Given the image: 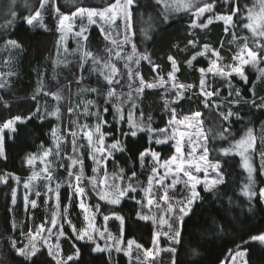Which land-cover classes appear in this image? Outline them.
Returning <instances> with one entry per match:
<instances>
[{
  "label": "trees",
  "instance_id": "16d2710c",
  "mask_svg": "<svg viewBox=\"0 0 264 264\" xmlns=\"http://www.w3.org/2000/svg\"><path fill=\"white\" fill-rule=\"evenodd\" d=\"M61 13L70 14L75 11L77 6L100 7L107 6L109 0H55ZM249 0H238V6L244 9ZM40 0H28L27 5L24 0L15 10L18 17L11 26L0 27V44H5L7 40H17L22 49H12L15 52L14 58L10 62L16 67L15 75L5 83V87L0 88V123L14 117L30 116L37 105L47 102V108L52 110L54 99L44 95L49 91H55L60 87H72V101L65 102L62 109L63 130L66 126L73 129L75 114L67 112V108L72 105L75 107V92L84 86H94L98 89L97 99L99 108L108 106V112L104 113V120L109 123L104 126V133H114L117 139H121V130L127 131L128 125L125 121L118 123L113 119L115 108L111 105L116 103L115 98L105 104L106 91L109 87L115 86L119 93L128 88L129 79L126 75L127 69L124 68L125 62L119 60L121 76L120 84L107 86V82L98 74L90 71V66H83L81 61H72L68 67L62 68L59 79L52 78L49 61L56 54L57 19L52 12L46 14L45 29L28 26L20 17H27L35 8L38 7ZM250 2L249 7L253 5ZM29 7V8H27ZM47 10L50 9L47 7ZM52 11L53 8H51ZM219 11L221 9L219 8ZM224 11L228 12V8ZM163 4L157 6L156 0H136L132 8V27L135 32L134 43L137 53L148 54L153 64L160 67L156 70L160 76L167 78V73L171 70L168 56H173L179 64L177 78L179 82L198 85L201 78L199 68H207L210 64L208 58L203 55L193 61L192 66L184 62L194 54L195 51H202V45L209 43L213 48H219L221 42L228 39L229 33L224 31L222 23L213 24L212 28L206 30L193 29L190 27L191 17L189 12H168V19L164 17ZM236 18V17H235ZM11 19V18H8ZM6 20H0V25H5ZM237 35H247L248 30L237 27ZM199 39L196 49L185 45L189 39H193V34ZM264 42V41H262ZM89 48L95 55L104 57V38L97 26L90 29L88 36ZM179 45V49L174 47ZM5 65L0 59V66ZM46 68L47 76L43 77L42 72ZM138 70L147 82L156 79V72L148 61L141 60ZM44 74V73H43ZM44 74V75H45ZM83 76V81L79 77ZM249 78L248 83L241 84V103L233 105V112L239 113L231 116L230 124L222 120L220 112H226L228 106L221 98H215L219 107L210 106L205 108L198 100H189L188 97L180 101L179 105H167L164 94L160 89H147L144 94L137 99L140 104L137 112L143 113V119L147 122V117H151V127L153 129L168 128V121L172 118L170 108L174 106L177 114H192L200 111L204 119V125L209 139L208 148L210 157L219 160L223 165L221 169L225 175V183L219 185L213 192L200 190L201 200L193 206L192 212L185 217L183 222L181 244L178 248V264H224L230 255L231 249L241 243L242 238L247 239L248 233L255 234L257 231L264 230V201L253 200L251 203L243 195L241 189L247 181V171L243 168V158L235 151L224 156L219 149L228 148L233 143V138L240 139L247 128H257L264 122V109L253 107L249 102L254 98L257 104L261 103L264 97V82L255 84V77ZM43 82V92H38ZM255 85L253 94L252 86ZM118 93V94H119ZM36 96L33 100L32 97ZM220 96L227 98V89L220 92ZM235 99L228 96V100ZM7 104V106H6ZM140 116V115H139ZM18 134L6 132L5 134V154L6 159L0 158V175L4 173L15 174L21 179L28 177L31 173L27 165L26 156L35 153L53 144L52 130L56 127V121L48 116L44 119L33 117L27 124H17ZM224 128H230V133L225 135L227 139H221L219 132ZM155 135V134H154ZM108 143L112 144L111 135H106ZM151 134L147 132L138 133L137 137H126L124 143L126 151H116L109 159L108 166L112 171L123 169L125 180L135 179L140 186L145 187L151 174V165H145L138 158V152L146 148H152L161 154L162 158H170L174 152V146L170 144H156L150 141ZM85 163L89 168L87 151L85 153ZM253 163L257 168L256 181L257 187H264V174L260 169V163L256 154L253 155ZM136 176L132 177V172ZM15 181L10 178L7 183L0 184V264H22V260L15 254V249L10 247L12 237L23 232H28L33 224L44 220V212L37 208L34 210L35 217L32 219L30 211L24 212V202L18 199L16 204L12 203V191ZM69 189H64L62 198L63 204L68 201ZM135 199L128 197L123 199L118 205H113L100 201L99 220L104 215L113 213L125 216L124 236L126 239H135L144 248L150 249L153 246V237L156 226L152 221H138L136 212L141 211V205L137 201L143 199L141 190L131 193ZM42 197V196H41ZM144 200V199H143ZM44 202V198L40 199ZM70 215L81 226V210L76 200H73L70 208ZM138 221V222H137ZM17 222V223H16ZM19 227H18V226ZM114 225V224H113ZM218 226H223V231L218 230ZM67 236H73L68 230ZM81 247L83 264H130L125 254L115 252L109 254L89 253L88 248L92 247L91 242L75 241L63 239V249L65 253H70L72 245ZM196 250L193 254L192 250ZM250 253L249 264H264V245L253 244L248 248ZM111 255V259H109Z\"/></svg>",
  "mask_w": 264,
  "mask_h": 264
},
{
  "label": "snow or ice",
  "instance_id": "6c2138e0",
  "mask_svg": "<svg viewBox=\"0 0 264 264\" xmlns=\"http://www.w3.org/2000/svg\"><path fill=\"white\" fill-rule=\"evenodd\" d=\"M12 5L16 4V0H11ZM28 0H25L27 5ZM49 3L52 4L54 11L58 14V30L64 34L61 36L63 41L67 32H72V25L69 23L66 25V22L80 18L81 20L87 19L88 24H97L98 21L101 23V31L104 32V26L108 25L114 27L118 19L124 21V33L122 38L120 33H117V38H114L111 32L105 33V39L110 40V43L113 47L106 48V52L109 54L108 59L105 61L100 60L99 58L93 56L89 51L84 50L83 56L84 61L81 63L80 68L83 70L84 63L87 62L88 58L92 59L93 65L99 67H94L92 71H99L100 75L103 76L104 80L107 82V86L113 84L119 85L120 79L118 76H121L120 69L112 62V56L119 59L125 60L124 68L127 69V77L129 79L128 87L130 91L126 94V100L120 101V94L116 92L115 87H109L105 97V104L107 105L109 101L115 98L116 103L111 105L115 108L113 114L114 120L125 121L128 124V130H121V139H117L114 133H104L102 129L109 122L104 120L102 113L108 112V106L103 107L102 109L96 104L95 100H84L81 103H76L75 107L69 106L67 112L71 114H76L77 109H80L83 106V114L85 116H95L97 123L92 126H89L87 123L78 125L80 132L84 134V137L87 141V146L91 147L92 152L90 153L91 158L93 159L96 167L92 169L93 175L91 177H84L83 170V153L79 151L80 148L85 147L84 144L77 143V133L72 132L73 137L72 151L76 153V156H69L68 159L71 161L69 168H75L79 166L78 171L73 172L68 171L70 177L69 184L74 187V192L80 197L79 207L88 213L95 209L96 212L100 211V205H87L86 197L87 193L83 187L80 186L82 179L86 178L92 185V191L100 198V200L107 203L118 205L121 203L122 198L128 197L129 199H135L134 196H130L129 193H135L137 187L133 184L131 177H129L127 183L123 187L119 184H108L109 174L105 171L104 177L97 182V173L100 171V165L104 164L106 167L107 159L113 157V152L105 148V138L106 135H111L113 143L111 144L112 150L126 151L127 146L124 143L126 137H137L140 132L153 133L154 136L150 137V141L156 144H166L169 140H175V152L168 160H165L163 167L165 168V175L160 176L158 167L154 166L151 169L152 175L148 178V187L143 189L147 195L151 194L152 181L156 179V183L163 185V181L167 178L168 174L173 175V180L171 184L168 185V188H175L178 183H183L184 189L186 190V195L179 201H176V206H173L171 202L168 203L167 209V218L161 217L157 219L155 214H145L143 208L145 206V201L143 199L137 201L141 205V211L135 213L138 217V221H149L158 224L160 226L166 225L167 231H155L153 237V246L156 248L154 253L150 249H144V246L138 244L135 239L125 240L123 236V231L125 227V216L118 215L113 213L116 220L120 222L118 230L121 235L119 237H113L110 233L107 236V240H114L113 244L105 243L104 246H101L96 239V234L98 233L99 237L104 238L105 232L99 231L95 228L94 223L90 220L88 224L81 228L77 229L74 225L71 224V220H66L65 222L69 224L72 228V232L75 233V236H67L63 231V223L61 220H64L63 213L59 210V192H55V199L57 202V210L54 211L50 218V227L45 228V224H40L37 226L35 231L29 230L24 235L27 237L26 243H19L16 240H12L10 247L15 249V254L21 258L22 264H83V257L81 252V247L72 245L71 252L65 253L59 241L55 244L50 243V237L52 236V229L57 228L59 236L65 237V239L75 240V241H85L91 242L92 247L88 248L89 253H104L107 252L111 254L113 250L116 252L125 251L129 257H132V249L135 246L137 249H143L145 260L149 257L155 259V255L159 251H166L170 254L169 264H178V248L176 245L181 244V234L183 228V222L186 216H188L193 209V206L198 200H201L200 191L198 186L203 185V190L205 192H213L218 189L219 185L225 183L224 172L221 171L223 165L219 160L216 163H210L208 161L209 148L208 137L204 134L202 124L203 121L200 120L202 113L200 111H195L192 115L185 116L183 120H176V108H170L172 119L168 121V124L172 126L171 132L168 128L163 129H153L151 127V117H147V122L143 119V113H141V118L136 119L133 116L132 112L128 113L127 119L124 115L123 103L132 101L131 108L135 109L136 99H138L144 92L145 88L148 89H157L164 88L166 92L174 90V102L179 105L180 101L184 100L185 92L193 88H198V92L194 93L195 100L200 101L205 108L210 106V99L213 96H219V91H212L211 86L206 81L207 74H212V76H221L231 78L233 73L238 75L241 78V81L248 83V76L245 74V66L258 67L262 62H264V0H256L251 7L248 5L244 6L242 10L238 6V0H156L157 6L163 4L165 12L164 19H168V12L173 10H182L190 13L191 24L190 27L193 29L206 30L210 25L215 21H222L224 24V31L227 33L231 30L233 41L238 43V48L236 53L231 57L232 63L226 65L218 64V61L222 60L220 51L217 48H212L209 43H204L202 51H195L189 59L184 63L188 66H192L193 61L199 56L207 55L211 53L216 59H213L210 65L205 69L203 67L199 68L201 78L199 79L198 85L194 84H185L178 81L177 72H179V64L173 56H168L167 59L170 62L171 70L167 73V79L164 76H160L156 70L160 67L159 65L153 64L150 56L148 54H139V58L134 60V56L137 53L136 45L132 41V37L135 36V32L131 31L132 28V8L136 4V0H109L107 6L100 7H82L77 6L75 11L71 12V15L61 13L60 8L55 6V0H40L39 5L35 8L34 12L27 17H20L24 22L31 27H35L37 24L43 27L42 21V11L46 5ZM227 6L228 12H224V8ZM219 7L221 12L217 13L215 9ZM209 15L201 22V18L205 17V14ZM8 15L11 16V19H6L5 25H0V27L11 26L18 17V13L14 9H10ZM237 19L234 20L233 18ZM246 21V22H245ZM240 27L248 30L251 34V39L249 36H244L243 38L238 37L236 34V28ZM87 27H81L79 31H75L74 35L76 37L82 38L83 41H87L88 37L86 35ZM243 40V43L240 44L239 41ZM131 43L132 54L127 56H121L123 51V45ZM231 43V41H230ZM199 44V39L193 34V39H189L185 45L187 50L189 47L196 49ZM251 44V46H250ZM179 49V45H174ZM221 47L223 44L221 43ZM22 49L21 45L17 40H7L5 42V49ZM65 50H67L65 48ZM81 50L78 47V51ZM136 65H139L141 60L148 61L152 65V69L156 72L155 82H147L139 70H134L130 67L129 62H132ZM58 63H63V61L58 60ZM227 69V70H225ZM14 75L13 72L9 71L8 73L0 72V77ZM135 77V78H134ZM258 79H264V68L259 69ZM83 76L79 77L80 81H83ZM138 83V87L133 89V84ZM165 85H168L165 88ZM5 87V84L0 83V88ZM253 94L255 93V85L252 86ZM38 92H43V84L38 89ZM98 93L96 88H79L78 94L83 93ZM133 92L136 93V98L133 97ZM46 96H51L57 102L55 107L52 110H49L46 106L41 107L40 105L36 106L35 111L27 117L14 116L4 122L0 123V158L6 159L5 154V130H8L12 133L18 134L17 124H27L33 117L37 119H44L45 115L60 118L61 108L59 102L65 99L62 91L57 89L56 91H49L44 93ZM241 90L239 88L235 89V99L229 101V104H240L241 103ZM229 96H232V93H229ZM33 100L36 99V96L32 97ZM189 100H192L193 97H188ZM264 101V97L261 98ZM253 107L264 109V102L257 104L256 99L252 98L249 101ZM171 103V102H169ZM212 106L219 107L216 101H211ZM7 106V104H6ZM168 106V105H166ZM95 107L96 111H92V108ZM219 115L222 117L223 121H228L231 116H237L239 118V113H234L231 110V107H228L226 112H220ZM195 121V123H192ZM188 123V128L199 129L195 133H189L184 131H179L176 127L177 124ZM179 131V137L177 138V132ZM230 133V128H224L219 132V137L221 139H227L225 135ZM53 137H57V132L55 129L52 130ZM96 137L95 141L93 137ZM187 137V140L190 144L191 150L185 157L182 146L184 138ZM256 136L252 128H247L246 132L240 137V139L233 138V143L228 148L219 149V151L227 156L231 152H237L243 158V168L247 171V181L244 183L241 192L244 196L248 198V201L251 203L254 199L257 201L264 200V187H257L256 181V172L257 168L253 163L252 153L256 152ZM197 148L200 149V155L198 158L195 153ZM53 154V149L47 148L43 149L42 155H37V153H29L26 156V162L29 165H34L35 161L39 158L42 162H45V167L42 169L44 174V179L51 181L52 176L50 172L51 161H47V158ZM55 154L59 156L60 154V140L57 138ZM260 155V169L264 170V150L259 152ZM151 156L153 161L159 166V156L160 153L154 151L152 148H146L138 152L139 160L143 161L146 157ZM102 157L103 159H100ZM199 161V162H197ZM64 165L61 164L60 167ZM174 166V167H173ZM213 169L214 175L209 177L208 168ZM121 173L123 169L119 170ZM203 172L204 176L201 178L198 174ZM195 173V174H194ZM180 174H183L186 179L181 181L179 179ZM11 175L18 183L20 182V177L15 176V174L4 173L0 175V183H7L8 177ZM40 176V173L36 171L32 172V175L28 177L27 181L24 182V188L30 190V185L33 181L37 180ZM136 176V172H132V177ZM120 179L123 180V176H120ZM103 185V187H101ZM49 192L52 191L50 185H46ZM59 185H57V189ZM111 189V191H109ZM36 195L39 196V191L36 192ZM25 201V206L28 204L32 208L37 207L36 201H29V197L26 191V194L23 196ZM162 200L169 201V196L167 194V188L165 189ZM12 203H16V191H12ZM71 200L69 199L70 206ZM147 206L149 207V212H151V206L153 204V199L149 198L146 201ZM159 208V205H156ZM85 219L88 220V216H85ZM94 219V216H93ZM110 219L108 215L104 216L105 223ZM137 221V222H138ZM219 231H223V226H218ZM47 233V235H45ZM161 236L167 237V240L171 243L166 249H160L158 247ZM259 243L264 245V230L257 231L255 234L249 232L248 238L245 240L242 238L241 243L237 244L234 249L229 250L230 255L227 257V260L230 264H249V251L248 248L253 244ZM193 254H196V250H192ZM111 259V255H109ZM137 261V264H144L139 255L133 258ZM131 264V261H130Z\"/></svg>",
  "mask_w": 264,
  "mask_h": 264
},
{
  "label": "rangeland",
  "instance_id": "374dc122",
  "mask_svg": "<svg viewBox=\"0 0 264 264\" xmlns=\"http://www.w3.org/2000/svg\"><path fill=\"white\" fill-rule=\"evenodd\" d=\"M251 1L252 0L247 1V5L248 6L250 5ZM169 2H170V0H169ZM254 3H256V0H254L253 4ZM20 4H21V0H16V4L15 5H12L11 0H0V20H6L8 18H11V16L8 15L9 10L10 9L16 10L19 7ZM24 4H25V0H24ZM55 4H56V1H55ZM55 6L57 7V5H55ZM47 7L50 9V11L47 10ZM27 8H29V7H27ZM51 8H53V6H52L51 3H49L48 5L45 6V8L43 10H41L42 11L43 27L39 26V24H37L35 27L45 29V26H46V14L48 12H52L53 13L52 15H54V17H56V19H57L56 54L49 61V65H50L51 68H50V72H48V74H50L52 78L59 79L61 73L63 72L62 68L68 67V65L71 64L72 61L79 60L82 63L84 61V59H85L84 56H83V51L84 50L91 52L93 54V56L99 58L102 61L107 60L109 54L106 52V48L113 47V46L111 45L110 40L105 39V33L111 32V34H112V36L114 38H117V33H120V37L119 38H122V36H123V33H124V21L123 20L118 19L116 21V25L114 27H110L108 25H105L104 26V32H102L100 30L101 29V23L99 21H98L97 24L90 25V24H88L86 18L83 19V20H81L80 18H76L74 20H70V21L66 22V25L69 24V23L72 25L73 31L72 32H67V34L65 35L64 40L62 41L61 40V36L64 35V34H62L58 30V14L55 11H52ZM225 9H227V6L224 8V10ZM53 10H54V8H53ZM215 11L217 13L221 12V11H219V7H217L215 9ZM33 12L34 11H32L31 13H33ZM174 12H184V11H182V10H174ZM224 12H226V11H224ZM68 15H71V13L68 14ZM208 15L209 14L206 13L205 17L201 18V22H203V20ZM233 19L236 20L237 18L234 17ZM217 22L223 24L222 21H215L213 24H215ZM213 24L210 25L208 28L211 29ZM93 26H97L99 28V30L101 31L102 36L104 38V46H103L104 51H105V53H104L105 56L104 57L95 55L93 53V51L89 48L88 39L85 42V41L82 40V38L76 37L74 35V32L75 31H79L81 27H87L86 35L88 37L90 29ZM223 26H224V24H223ZM131 31H133V27L131 28ZM227 33H229L228 39H224L225 41L221 42L223 44V47H221V44H220V47L217 48V49H219L220 55L222 57V60L218 61V64H220L221 66L232 63L231 57L236 53L237 48H238V43L236 41H233L231 30L229 32H227ZM236 34H237V32H236ZM249 35L251 36L250 33H249ZM237 36L243 38L244 36H247V35H237ZM132 41L134 42V37H132ZM230 41H231V43H230ZM239 43L242 44L243 40L241 39L239 41ZM250 46H251V44H250ZM78 47L81 50L78 51ZM65 48L67 50H65ZM129 54H132L131 43L123 45V51L121 52V56H127ZM14 55H15V52L12 51V48H9V49L6 50L5 49V44H0V59H2L3 62L5 63V65L2 64L0 66V72L8 73L9 71H11L15 75V72H17L16 67L10 62V60L14 58ZM205 56L208 58L210 63H211V61L213 59H216V57H214L211 53H208ZM137 58H139V57L138 56H134V60L137 59ZM58 60L63 61V63H58L57 62ZM119 60H123V59H119V58L115 57L114 55L112 56V62L116 65V67L118 69H120L119 64H118ZM134 60L132 62H129V64H130V67H132L134 70H137L138 66L140 64L136 65L134 63ZM123 61L125 62V60H123ZM84 66H90V71L91 72H94L95 74L100 75L99 71H92V69L94 67H99V66L93 65L91 58L87 59V62L84 63ZM46 68L47 67H45L43 72L41 73L43 77H49V76H47V74H45L46 73ZM260 68H264V62H262L258 67L245 66V74L248 76V80H249L250 77H252V75H254L253 77H255V79H256L255 84H257L258 82H264V79H258L257 78L258 75H259V69ZM225 70H227V69H225ZM14 75L0 77V83L5 84ZM100 76L103 78L102 75H100ZM121 76H123V75L121 74ZM121 76H118L117 78L121 79ZM165 79H167V78H165ZM206 81L211 86V90L212 91H219V96L218 97L217 96H213V97L209 98L210 102L211 101H216L215 98H221V99H223L222 102H224L226 104V106L231 107V110L233 112V107L232 106L235 105V104H229V101H230V100H228L229 93L231 92L232 96H234L235 95V89L239 88L241 90V87H243L241 84L242 83L246 84V83L242 82L241 78L238 75H236L235 73H233V75H232V77L230 79L227 78V77L212 76V74L209 73L206 76ZM151 82H155V80H153ZM42 84H43V82H42ZM185 84H190V83H185ZM194 85H196V84H194ZM111 87H115V86L113 85ZM136 87H138V83H134L133 84V89L136 88ZM167 87H168V85H165V88H167ZM83 88H96V87L89 86V84H88V85L84 86ZM59 89L62 91V94L65 97V99H63V100H61L59 102L60 108H61L60 118L57 119V117L48 116V117L53 118L56 121L55 130L57 132V137H55V138L53 137V144L50 147L43 148V149H47V148L53 149V154L50 155L47 158V161H51L52 162L51 166H50V172H51L52 179H51V181H47V180L44 179V174L42 172V169L45 167L46 161L42 162L38 158L35 161L34 165H29L27 163V165L31 169V173H30L29 176L32 175L33 171H36L37 173H40V176H39V178L37 180L32 182V184L30 185V190H26L24 188V182L27 181L29 176L24 178V179L20 178V182L18 183L11 175H9L8 180L10 178H12L15 181V186H14L13 190L16 191V203L18 202V199H22L23 200V196L26 194V191H27V194H28V197H29V201L35 200L36 204H37V207L32 208L30 204H28L27 207H26L25 206V201L23 200V202H24V212L26 213V212L30 211L29 215H30V217L32 219L35 217V215H34V210L35 209L40 208V210L42 212H44L43 213L44 214V220L42 222H38L37 224H33L30 227V229L35 231L37 226H39L42 223L45 224V228L47 229L48 227H50V218H51L52 213L57 210V202H56V199H55V192L58 191L59 192V210H60L61 213H63V216H64V220H61L60 222L63 223V231H64V233L66 235H67V232L69 230V231H71L72 235L75 236V233L72 232V228L69 226L68 223L65 222L66 220H71V224L74 225L77 229H81V228L85 227L88 224V222L91 220L94 223L96 229H98L99 231H104L105 232V237L104 238L99 237L98 233L96 234L97 242L101 246H104L105 243L113 244L115 241L114 240H107V236H108L109 233L113 237H119L121 235L120 231L118 230V226H119L120 222L115 219L113 214L108 215L110 217V219L106 223L104 221V216L105 215L103 216L102 220H99L100 211L96 212L95 209H92V211H90L88 213H85V211L82 210L79 207L80 197L74 192V187L69 184L70 177L68 175V171L71 170L73 172H76V171H78V168H79V166H77L75 168H71V169L69 168V166L71 164V161L68 159V157L77 155L76 153H74L72 151V143H71V141L73 139V137L71 135L72 132H76L77 133V143H78V145L79 144H84L85 145V147L79 149V151L81 153H83L82 159H83L84 177H91L93 175L92 169L94 167H96V164L94 163V161H93V159L91 158V155H90V153L92 152V149H91V147L87 146V141H86V139L84 137V134L79 131L78 125H82L84 123H87L89 126H92L95 123H97V119H96L95 116H85L83 114V106H82L80 109H77V111H76V114H75L76 120L74 119V121H73L74 122L73 129L72 128L69 129V127L66 126L65 130H63L62 129L63 128V125H62V123H63L62 109H63V107L65 105L66 100L67 101L69 100V102L72 101V87L68 85V87H66V86L65 87H60ZM147 89L148 88H145L144 92ZM157 89H160L161 92L164 94V100H166L167 105L176 104L174 102V99H175L174 90L166 92L164 88H157ZM223 89H227V98L220 96V92ZM107 91H106V93H107ZM129 91H130L129 87L124 92H121V93H119L118 90L116 89V92L120 94V101H125L126 100V94ZM144 92H143V94H144ZM196 92H198V88H193L191 90H188V91L185 92V97L187 98L190 95L195 100V97H194L193 94L196 93ZM75 95H76L75 96L76 97V103H81L82 104V101L91 99V100H95L96 104L99 106L98 99H97V96H96L97 93L88 92V93L78 94V91H76ZM133 97H134V99L136 98V93L135 92H133ZM169 102H171V103H169ZM262 102H264V101L261 100V103ZM56 103L57 102L54 100V107H55ZM131 103H132V101H128L126 103H123V105H122L123 109H124L125 118L127 119L128 113L132 112L134 118L140 119L141 118V112L140 113L137 112V108H138V106L140 104V101H137V99H136L137 107L135 109L131 108ZM40 106L41 107L45 106V102H42L40 104ZM46 106H47V103H46ZM70 106H72V105H70ZM72 107H74V106H72ZM172 108H174V106H172ZM92 111H96V108L93 107ZM191 115L192 114H190V113L189 114H185V115L181 114V113L180 114L176 113V120L177 121H181V120H183V118L185 116H189L190 117ZM45 116H47V115H45ZM102 117L104 119V113H102ZM230 118H229L228 121H226L227 123L229 122V124H230ZM200 120L203 121L202 128H203L204 134L207 135V132H206V129H205V125H204V119H203L202 115L200 117ZM116 121L118 123H122L123 122V121H120L118 119ZM192 123H195V121H192ZM176 127L178 128L179 131H184V132H189V133H195V132H197L199 130L197 128L189 129L187 122L181 123V124H177ZM171 128H172V126L168 124L169 132H171ZM252 129L254 131V135L257 138L256 139V149H257V151L252 153V155L256 154L257 157H258L259 163H260L259 152L261 150H264V122L262 124H260L257 128H252ZM102 131H103V129H102ZM179 131L176 134L177 138L179 137ZM6 132H9V131L5 130V134H6ZM10 133H12V132H10ZM150 134H151V136H154L153 133H150ZM57 138H59V140H60V154H59V156H57L55 154ZM93 139L95 141L96 137L94 136ZM170 143H172V145L174 146V149H175V140H169L166 144H170ZM208 143H209V139H208ZM207 146H208V144H207ZM105 148H107L109 151H112L113 154L116 151H118V150H112L111 149V144L108 143L107 137L105 138ZM43 149H41L40 151L35 152V153H37L38 156L42 155ZM190 150H191L190 144H189V142L187 140V137H185L184 138V142H183V146H182V151H183L185 157H187V154L189 153ZM86 151H87V156H88V159H89V162H90L88 169L86 167L85 157H84L86 155L85 154ZM174 154H176V152H174ZM200 154H201L200 153V149L197 148V151L195 153L196 157L198 158V156ZM111 158L112 157H109L107 159L106 167H105L104 164L100 165V171L97 173V182L98 183L100 182V180L104 177V172L106 171L109 174L108 184H114L115 183V184H119V185H121V187H123L124 184L127 183L128 180H125L124 177H123V180L120 179V176H123V174L119 170L112 171L110 169V166H108V161ZM100 159H103V158L100 157ZM168 159L169 158H162L161 154H160V156H159V166H158L156 164V162L153 161L152 157L148 156L142 161V164L145 165L146 162H148V164L151 165V169L154 166L158 167L160 176H164L166 170H165V168L162 165H163L164 161L168 160ZM208 161L210 163H213V164L216 163V160L211 159L210 151H209V155H208ZM197 162H199V161H197ZM61 164H63L64 166L60 167ZM262 172L264 174V170H262ZM150 175H152V172H151ZM198 175L201 178H203L204 173L201 172ZM208 175H209V177L214 175L213 169L211 167L208 168ZM15 176H17V175H15ZM173 178L174 177H173V175L171 173L168 174L167 178L163 181V185L157 184L156 183V179H153L152 188H151V194L150 195H147L144 192V190H143V189L148 187V182L146 183L145 187H142V186L139 185L138 182L135 181V179L132 180L133 184L137 187V191L141 190V192L143 194V199L145 201V206L143 208V211H144L145 214H149V215L155 214L157 219H160L161 217L167 218V213H166L165 210L167 209L168 203L171 202L173 204V206H176L175 202L181 200L186 195V190L184 189L183 183H178L175 188H168V185L171 184ZM179 179L181 181H183V180L186 179V177L183 174H180ZM0 184H2V183H0ZM46 185H50V187L52 188L51 192H49L47 190ZM57 185H59L58 189H57ZM80 186L83 187L85 189L86 193H87V197H86V204L87 205H96V204L100 205V201H102V200H100V198L96 195V193L94 191H92V185H91V183L89 182L88 179H86V178L82 179ZM101 187H103V185H101ZM65 188L69 189V192H68L69 195H68L67 203L63 204L62 198L64 196L63 192H64ZM166 188H167V194L169 196V201L162 200V196L164 195V192H165ZM201 189H203V185L198 186V190L200 191ZM37 191H39V193H40L39 196L36 195ZM109 191H111V189H109ZM130 194L131 193H129V195ZM41 196L44 198V202L42 204H39L41 202L40 201V199L42 198ZM125 198H127V197L122 198V200L125 199ZM149 198L153 199V204L151 206V212H149V207L146 204V201ZM69 199L71 200V203H72L73 200H76L77 203H78V207L81 210L82 216H81V226L80 227L78 226L76 221L74 219H72V217L70 215L71 203H70V206H68L69 205ZM122 200H121V202H122ZM156 205H159L160 207L157 208ZM100 209H101V206H100ZM86 215L88 216V220L85 219ZM93 216H94V219H93ZM155 226H156V230L155 231H167V226L166 225L160 226L158 224H155ZM25 233H27V232H23L21 234H18L17 236L12 237V239L18 241L19 243H26L27 242V237L24 235ZM52 233L53 234L50 237L49 242L55 244L57 241H59V243L63 247V239L65 237H62V236L58 235L57 228H53L52 229ZM45 235H47V233H45ZM123 236H124V231H123ZM124 239L128 240V239L125 238V236H124ZM170 243L171 242L167 240V237L161 236L158 247L160 249H166L169 246ZM176 247H177V245H176ZM144 249H146V248H144ZM150 250H152L154 253L156 252V248H154V246H152V248H150ZM115 252L116 251L113 250L111 252V254L115 253ZM120 253L125 254L126 257L129 259V262L131 261V264H137V261H135L133 259L137 255H139L141 257V260L144 262V264H169V261H170V254L167 253L166 251H159L155 255V259H152L151 257H149L147 260H145L143 249H137L135 246H133V249H132V257H129L125 251H121ZM224 264H230V262L227 261ZM237 264H238V261H237Z\"/></svg>",
  "mask_w": 264,
  "mask_h": 264
}]
</instances>
